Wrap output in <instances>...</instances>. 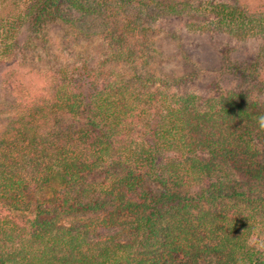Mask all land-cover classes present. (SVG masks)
Instances as JSON below:
<instances>
[{"label": "trees", "instance_id": "1", "mask_svg": "<svg viewBox=\"0 0 264 264\" xmlns=\"http://www.w3.org/2000/svg\"><path fill=\"white\" fill-rule=\"evenodd\" d=\"M0 68V264H264V0H0Z\"/></svg>", "mask_w": 264, "mask_h": 264}, {"label": "rangeland", "instance_id": "2", "mask_svg": "<svg viewBox=\"0 0 264 264\" xmlns=\"http://www.w3.org/2000/svg\"><path fill=\"white\" fill-rule=\"evenodd\" d=\"M20 5V4H19ZM21 6V5H20ZM47 36L52 41L53 47H50V50L53 51L56 54V46L53 44V42L57 43L58 39L60 38L62 34V30L59 29L58 25H49L46 29ZM22 39L26 38V35L21 36ZM171 47H168V50ZM29 51L24 54L20 53L24 59L20 60L17 64L14 66H11L14 80L20 83H23L24 85L29 84L31 88L36 87L42 88L45 86V82L43 80V73H45L46 69H52L56 68L58 63L55 62V60L49 61L47 58H43L42 60L40 58H36L34 55V52L32 49H28ZM39 59V60H38ZM2 69L0 68V74ZM52 190L51 187L45 186L43 189L38 193V195L33 198V200L36 199H47L52 196Z\"/></svg>", "mask_w": 264, "mask_h": 264}, {"label": "clouds", "instance_id": "3", "mask_svg": "<svg viewBox=\"0 0 264 264\" xmlns=\"http://www.w3.org/2000/svg\"><path fill=\"white\" fill-rule=\"evenodd\" d=\"M256 120H257V124H258V127L260 130H264V113L258 115L256 117ZM264 246V245H262Z\"/></svg>", "mask_w": 264, "mask_h": 264}]
</instances>
